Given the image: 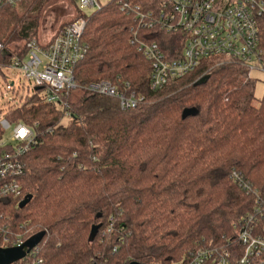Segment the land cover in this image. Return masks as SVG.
<instances>
[{"label": "trees", "instance_id": "16d2710c", "mask_svg": "<svg viewBox=\"0 0 264 264\" xmlns=\"http://www.w3.org/2000/svg\"><path fill=\"white\" fill-rule=\"evenodd\" d=\"M161 1L133 0L146 9ZM72 2L59 32L84 16L87 53L74 69L71 121L64 124L66 110L39 89L9 105L6 120L32 126L35 142L23 157V196L3 207V223L25 238L46 231L35 256L44 264H169L200 246L225 245L257 194L264 196V96L256 97L250 70L208 58L152 90L150 62L132 35L138 30L172 57L182 52L180 45L173 51L179 36L142 27L116 0L90 14ZM38 3L0 9V61L16 55L11 45L40 41ZM261 37L264 46V23ZM104 79L129 84L143 99L122 109L117 98L84 90ZM4 134L0 123V142ZM27 195L31 202L20 208ZM95 224L101 228L90 241Z\"/></svg>", "mask_w": 264, "mask_h": 264}, {"label": "built area", "instance_id": "2783aa9c", "mask_svg": "<svg viewBox=\"0 0 264 264\" xmlns=\"http://www.w3.org/2000/svg\"><path fill=\"white\" fill-rule=\"evenodd\" d=\"M26 0H0V9L16 7ZM111 1V0H110ZM121 10L142 27L160 28L179 36L173 51H182L178 57L168 55L155 41L142 38L135 30L131 43L151 65L150 88H163L170 80L183 77L196 70L204 59L219 57L235 60L250 71H264V46L261 30L264 23V0H162L155 9H146L133 0H116ZM78 9L97 10L104 6L100 0H77ZM87 25L81 16L48 42L37 39L25 45L10 47L16 53L10 61H0V70L12 69L36 83L35 91H44V100L58 105L69 115L71 91L79 87L74 76L75 66L87 53L82 37ZM24 46L27 51L24 52ZM0 40V52L5 49ZM176 55V54H174ZM129 84L122 89L104 79L84 87L89 94L115 97L122 109L135 108L142 97L130 91ZM7 91L15 89L14 80L5 85ZM6 131L12 128L8 147L0 153V246L21 245L27 238L3 223V207L23 196L20 178L25 172L23 157L35 142L32 126L23 122L1 123ZM28 223L21 225L26 229ZM110 231V229H109ZM29 238V237H28ZM39 246V245H38ZM38 246L23 259L13 264H44L36 259ZM169 264H264V196L257 194L256 205L235 226L234 237L225 245L200 246L187 258Z\"/></svg>", "mask_w": 264, "mask_h": 264}, {"label": "rangeland", "instance_id": "374dc122", "mask_svg": "<svg viewBox=\"0 0 264 264\" xmlns=\"http://www.w3.org/2000/svg\"><path fill=\"white\" fill-rule=\"evenodd\" d=\"M32 0H26L21 2L18 7L22 6ZM73 0H37L41 6L42 19L39 28V39L40 42H48L51 40L62 28V24L72 18L74 14V3ZM102 4H106L110 0H100ZM77 2V0H76ZM76 6V5H75ZM85 13L90 14L93 9H84ZM15 44L11 45V47ZM226 60V59H224ZM221 61V62H224ZM250 76L255 79V95L257 98L264 96V71L260 69H253L250 71ZM14 80L15 89L7 91L5 85ZM36 83L33 80L25 78L22 73H19L12 69L0 70V123L5 118V113L9 105L18 104L21 102L26 94H32L35 92ZM44 94V91L41 92ZM71 121L70 115H66L63 120L64 124H68ZM12 128H8L4 134V140L8 141L11 136ZM9 225H11L9 223ZM13 225V224H12ZM13 231L15 229L11 226Z\"/></svg>", "mask_w": 264, "mask_h": 264}, {"label": "water", "instance_id": "95a60500", "mask_svg": "<svg viewBox=\"0 0 264 264\" xmlns=\"http://www.w3.org/2000/svg\"><path fill=\"white\" fill-rule=\"evenodd\" d=\"M207 81V78L200 79L197 84H202ZM192 109L185 110L184 116L190 113ZM32 195H27L20 203V208H25L32 200ZM101 228V224H95L92 226L90 233V241H94ZM46 235V231H40L27 238L21 245L13 247H1L0 246V264H13L26 257L35 247H37ZM129 264H143L138 261H132Z\"/></svg>", "mask_w": 264, "mask_h": 264}]
</instances>
